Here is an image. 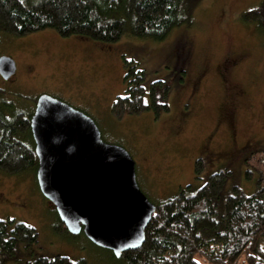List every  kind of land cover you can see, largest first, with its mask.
<instances>
[{"label":"rangeland","instance_id":"rangeland-1","mask_svg":"<svg viewBox=\"0 0 264 264\" xmlns=\"http://www.w3.org/2000/svg\"><path fill=\"white\" fill-rule=\"evenodd\" d=\"M261 1L201 0L193 25L175 28L163 42L132 37L129 28L110 44L62 37L53 29L23 37L1 30L0 57H12L17 70L10 79L0 74V107L9 119L18 113L30 117L48 93L82 109L105 141L130 152L138 183L155 203L188 185L198 190L221 169L231 171L225 195L236 185L251 195L264 172L258 164L264 160V32L241 17ZM125 56L146 73V103L153 82L169 84V112L159 118L152 110L113 116L114 101L127 93ZM199 158L205 160L200 178ZM0 219L10 230L23 222L39 235L37 243L18 242L13 254H1V264L56 255L86 264H128L84 231H57L60 217L40 188L36 167L13 175L0 171Z\"/></svg>","mask_w":264,"mask_h":264},{"label":"trees","instance_id":"trees-1","mask_svg":"<svg viewBox=\"0 0 264 264\" xmlns=\"http://www.w3.org/2000/svg\"><path fill=\"white\" fill-rule=\"evenodd\" d=\"M200 1L37 0L27 4L25 0H0V31L23 37L53 29L62 37L78 35L110 44L119 42L129 28L132 37L163 42L175 28L193 25L192 12ZM241 18L264 32V0ZM124 61L128 88L126 95L114 101L113 116L122 119L152 110L159 118L169 112V84L153 82L146 103V73L133 59L125 56ZM30 118L18 113L9 119L0 107V171L13 175L38 168ZM258 164L264 166V160ZM204 169L205 160L197 159L199 178ZM230 175L229 169L218 170L198 190L188 185L176 196L154 202L157 208L144 243L124 252L122 260L128 264H264V172L258 190L251 195L237 185L225 195ZM56 227L60 233L68 232L61 219ZM38 236L32 226L17 222L10 230L9 223L0 219V255L13 254L18 242L35 244ZM28 264H86V260L40 256Z\"/></svg>","mask_w":264,"mask_h":264},{"label":"water","instance_id":"water-1","mask_svg":"<svg viewBox=\"0 0 264 264\" xmlns=\"http://www.w3.org/2000/svg\"><path fill=\"white\" fill-rule=\"evenodd\" d=\"M16 70L12 57H0L5 79ZM30 121L40 188L68 231H84L118 257L141 247L157 207L138 183L130 152L105 141L85 111L48 93L38 98Z\"/></svg>","mask_w":264,"mask_h":264},{"label":"flooded vegetation","instance_id":"flooded-vegetation-1","mask_svg":"<svg viewBox=\"0 0 264 264\" xmlns=\"http://www.w3.org/2000/svg\"><path fill=\"white\" fill-rule=\"evenodd\" d=\"M34 111H35V109H34ZM34 111H33V113L31 114V117L33 116V114H34ZM31 119V118H30ZM32 131V130H31Z\"/></svg>","mask_w":264,"mask_h":264}]
</instances>
